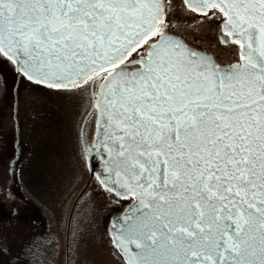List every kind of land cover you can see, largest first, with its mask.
<instances>
[{"label":"snow or ice","instance_id":"1","mask_svg":"<svg viewBox=\"0 0 264 264\" xmlns=\"http://www.w3.org/2000/svg\"><path fill=\"white\" fill-rule=\"evenodd\" d=\"M213 26L226 62L196 35ZM0 57L91 91L122 264H264V0H0Z\"/></svg>","mask_w":264,"mask_h":264},{"label":"rangeland","instance_id":"2","mask_svg":"<svg viewBox=\"0 0 264 264\" xmlns=\"http://www.w3.org/2000/svg\"><path fill=\"white\" fill-rule=\"evenodd\" d=\"M175 3L179 6L180 0ZM181 14L178 8L174 15ZM189 24L179 20L177 33L186 28L192 31L195 25L189 28ZM196 35L220 60L230 59V53L214 47L215 26ZM17 75L14 65L0 57V246L6 245L15 254L34 235H51L56 243L52 264H64L67 217L88 181L79 131L91 91L57 94ZM94 116L84 127L85 147L92 142ZM15 142L18 156L12 166ZM103 190L94 179L75 207L69 264H122L107 226L124 207L110 201ZM0 264L17 262L3 257Z\"/></svg>","mask_w":264,"mask_h":264},{"label":"water","instance_id":"3","mask_svg":"<svg viewBox=\"0 0 264 264\" xmlns=\"http://www.w3.org/2000/svg\"><path fill=\"white\" fill-rule=\"evenodd\" d=\"M91 112H92V109L89 107L88 112L86 113L84 119L81 122L80 131H79L80 140H81L83 151H84V159H85L87 170H88V181L84 185V187L81 189V191L77 195L76 199L74 200L73 205L70 208V211H69V214L67 217L66 228H65V239H64V264H69V237H70L71 221H72V217H73L75 207H76V205H77V203L81 197V193H84V191L87 189L89 184H91V182L94 179L96 180L97 175H102L104 173V162H103V158H102V151L99 150L98 146L97 147L91 146V145L96 144V132H94L92 142L86 147L84 145V140H83L84 127H85L86 121H87L89 115L91 114ZM15 150H16V152L14 155V159L11 163L12 166H13L14 160L18 156V148H17L16 142H15ZM10 172L12 173V168H11ZM78 197H79V199H78ZM123 211H124V209H123ZM122 212L118 216H113L110 218L109 224L107 226V231L109 233L110 239H111V232H112L113 226H114V224H116V219L117 218L122 219V215H121ZM116 226L118 227L119 225L116 224ZM116 251L118 252V250H116ZM121 258H122V256H121Z\"/></svg>","mask_w":264,"mask_h":264},{"label":"trees","instance_id":"4","mask_svg":"<svg viewBox=\"0 0 264 264\" xmlns=\"http://www.w3.org/2000/svg\"><path fill=\"white\" fill-rule=\"evenodd\" d=\"M96 184L99 185L98 181H96ZM99 187L102 189V186L99 185ZM29 241H35L37 245L36 257L31 261V264H52L53 257L56 254L54 238L51 235H34Z\"/></svg>","mask_w":264,"mask_h":264},{"label":"flooded vegetation","instance_id":"5","mask_svg":"<svg viewBox=\"0 0 264 264\" xmlns=\"http://www.w3.org/2000/svg\"><path fill=\"white\" fill-rule=\"evenodd\" d=\"M17 77H19V74L17 75ZM90 98H91V94H90ZM90 107V106H89ZM92 115H95V111H94V109H92V112H91V114H90V116H89V118L88 119H90L91 117H92ZM87 122V121H86ZM94 132H95V124H94ZM93 132V133H94ZM93 139V138H92ZM91 143V142H90ZM88 144H89V142H88ZM12 161H13V159H12ZM12 161H11V163H12ZM12 165V164H11ZM0 192H2V190H0Z\"/></svg>","mask_w":264,"mask_h":264}]
</instances>
